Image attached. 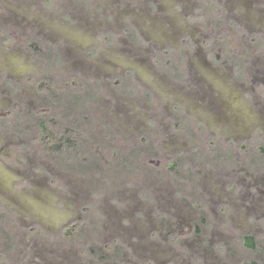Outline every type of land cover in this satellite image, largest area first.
<instances>
[{"label": "rangeland", "instance_id": "1", "mask_svg": "<svg viewBox=\"0 0 264 264\" xmlns=\"http://www.w3.org/2000/svg\"><path fill=\"white\" fill-rule=\"evenodd\" d=\"M156 16L176 17L170 40L151 42V30L141 28L138 19L149 24ZM5 32L12 73L36 61L42 69L36 82L53 77L69 88H60L61 97L47 89L21 117L11 103L0 105L8 114L0 132L13 143L0 157L2 187L28 191L15 203L0 197V264H243L259 258L264 237L257 251L242 243V235L255 232L244 230L241 209L249 202L245 174L251 172L241 155L209 149L207 137L223 142L222 126H231L229 119L212 120L213 102L249 104L246 95L259 80L264 0H0V36ZM252 35L263 44H252ZM39 40L54 56L41 52ZM74 73L83 79L73 88ZM202 103L211 109L198 108ZM49 116L57 118L50 128H69L71 137L85 141L79 150L87 160L72 151L59 158L45 147L39 121ZM233 177L236 192L226 187ZM210 179L226 195L209 190Z\"/></svg>", "mask_w": 264, "mask_h": 264}, {"label": "flooded vegetation", "instance_id": "2", "mask_svg": "<svg viewBox=\"0 0 264 264\" xmlns=\"http://www.w3.org/2000/svg\"><path fill=\"white\" fill-rule=\"evenodd\" d=\"M250 4V3H249ZM252 10L254 11L253 7ZM166 17V18H165ZM152 17L148 18L149 24H146L143 20H139V23L141 25V28H144L146 30H151L152 34L149 36V38L152 40L151 42L156 41H168L170 40L173 35L176 34V27L178 26V21L176 17ZM156 18V19H155ZM160 19V20H159ZM162 19H164L167 24H165ZM159 20V21H158ZM125 29H129V27H124ZM2 31V30H1ZM130 30L127 31L129 37H130ZM132 38V37H131ZM42 39V38H40ZM134 39V38H133ZM44 40V39H42ZM190 39L188 37H182V41L189 44ZM249 40L252 42V44H263V38H261L259 35L257 36H250ZM10 38H8V34L6 36H0V62L2 66H0V105H3L5 103H11V105H14V114L17 115V117H21V114L19 111L23 109V107H29L32 106V101H36L38 96H42L43 94L47 93V91H44V88H40L38 86L37 79L40 77L36 74L42 71L40 67L37 66L36 61L33 62L30 65V69H26L25 66H23V72L21 73H12L7 65H8V58L5 54V47L10 44ZM7 49V48H6ZM30 54V53H29ZM31 56V55H30ZM262 63L259 59L256 61L258 68L255 69L254 75H256L257 82L255 88L252 89L253 92H251V96L248 97L246 95L247 101H249V104L243 103L241 100H236L234 104L230 108H225L224 103L221 101H207L205 100V103L212 104V108L216 109L212 111L211 118L212 120L218 124L223 123V119H229L231 122L229 128L226 129V127L222 126L223 129V135L225 136V141L221 142L217 135L210 134L207 137V143L209 149H214L217 147L220 149H224L225 153L229 152L234 155L238 154L241 155L239 160H243L242 162L245 163V165L248 167L251 173L245 174V176H248L249 178V184H246L245 186L249 189V191L246 194L247 198V205H244L241 209H244V219L243 223L246 226L244 230H249L254 233H248L250 235H253L255 238V241H259V237H264V57L262 58ZM24 61L27 63L26 59ZM31 61V60H30ZM29 61V62H30ZM166 61V60H165ZM31 63V62H30ZM164 64V60L162 61ZM166 63V62H165ZM169 63V62H168ZM27 64V67H28ZM240 71H242V66H240ZM219 76L224 77V72L219 71ZM223 73V74H222ZM75 76H81V73H74ZM82 77V76H81ZM65 80V78L63 79ZM41 81V80H40ZM210 86V85H208ZM200 87V86H199ZM204 88V87H203ZM202 88V91L204 90ZM228 88V87H227ZM47 89V88H46ZM212 89L214 91L220 92L218 89H221L217 87H213V85L210 86L209 90ZM260 94L258 97L255 95L256 90ZM222 90V89H221ZM223 91V90H222ZM255 91V92H254ZM238 92V91H237ZM256 92V93H257ZM43 93V94H42ZM209 92L207 91V94ZM42 94V95H41ZM47 95V94H46ZM46 98V96H45ZM209 98V95H208ZM203 102V103H204ZM200 104L197 106L198 108H204L208 107ZM216 103V104H214ZM34 106V105H33ZM174 108L179 109L177 105H174ZM211 109V107H208ZM244 114V115H242ZM8 114H2L0 113V121H3L6 119ZM247 117V118H246ZM245 118L247 119L246 122ZM183 120V119H182ZM233 123V125H232ZM259 131V133L257 132ZM218 134V133H216ZM10 135H12L10 133ZM9 137V136H8ZM259 140V141H258ZM263 144V145H262ZM221 145V146H220ZM13 146V143L11 141H8L6 136L0 132V157L2 158L3 153H6L10 147ZM256 147H260L259 151L255 150ZM8 154V153H7ZM237 156V155H236ZM230 165V164H229ZM239 165V164H238ZM226 165V169L228 171L229 168ZM237 166V163L234 165H231V169L235 168ZM9 168L10 166L7 165ZM238 168V167H236ZM11 170V169H10ZM1 171H0V197H8L12 200L13 203L16 202L20 197L21 194H27L28 191H20V192H13V191H6L2 187V180H1ZM19 181H21L20 177H17ZM234 179V180H233ZM18 180H15V182H19ZM12 182V181H11ZM229 183L226 184L227 190L229 191H235L236 192V183L237 181L235 178H231L228 180ZM222 184L218 181L209 180V190H212L215 192V194L218 196V194L221 193V195L225 194V190L221 186ZM226 195V194H225ZM228 196V195H227ZM235 197H238L235 195ZM235 197H230L229 200H234ZM242 198V197H239ZM221 203V202H220ZM229 205V202H227ZM1 204V203H0ZM222 212L227 213L229 210L227 207L223 206ZM260 211V212H256ZM241 212V211H240ZM255 213V214H254ZM259 213V214H256ZM236 214H238L236 212ZM238 216V215H237ZM225 218V216H223ZM223 220V218H222ZM225 220V219H224ZM255 222L260 227L258 230L257 228H253L251 225V222ZM29 234L33 233V227L30 226L28 229ZM256 231L258 233H256ZM256 233V234H255ZM245 235V234H244ZM243 236V235H242ZM251 250V249H250ZM264 250V249H263Z\"/></svg>", "mask_w": 264, "mask_h": 264}, {"label": "trees", "instance_id": "3", "mask_svg": "<svg viewBox=\"0 0 264 264\" xmlns=\"http://www.w3.org/2000/svg\"><path fill=\"white\" fill-rule=\"evenodd\" d=\"M39 42L41 44L40 50H42L41 52H43L44 55H47L49 57L54 56V52L49 51L50 48H46V43L44 41L39 40ZM32 43L33 42H30V45ZM34 43L37 44L36 41H34ZM79 77H81V76H79ZM46 79L45 80H41L38 83V86L41 89L44 88V91L48 89L49 92H51V93L56 92L55 94H58V96L61 97L62 95H64L63 94L64 91L60 90V88H62L63 86H65V87L67 86V88H69L68 85H66L68 83L67 81L64 82L66 84L62 83L63 86H61V82L58 83L57 82L58 80L56 78L54 79L53 77H49L48 79L50 81H48V82L46 81ZM75 80L73 81L74 82L73 85H72L73 88L77 86L78 76H77V79H75ZM82 83H83V85H85V81H82ZM56 121H57L56 117L54 118V117H50V116L48 118H43L42 120L39 121V126L41 128V141L45 145V147H49L53 151L57 152L58 154L57 153L56 154L58 156L63 154V152H65V151H69V152L72 151L74 154L79 155L82 160H87L88 158H87V155L85 154L86 153L85 150H82V151L79 150V146L82 143H85V141H83L82 138H78L77 137L76 139H74L73 137H71L72 134H75V133H72V131H70L69 128H66V129L64 128L62 130H60L58 128H57L58 130H54L53 127L50 128V124L52 122L54 123ZM58 122H59V125H61L63 123L62 120L58 121ZM183 122H184V124L188 123V125L190 127L191 122H190V120L187 117L183 118ZM188 125H187V127H188ZM78 135L80 136V134H78ZM91 137H93V134L91 135ZM59 158H60V156H59ZM170 165L173 167L175 164L171 163ZM242 243L244 244V246H246L247 248H249L251 250H254V251L259 250L258 244L255 241V238H254L253 235H250V234L243 235L242 236ZM259 253L260 254H259V258L258 259H256V260H254V259L247 260L243 264H264V250H260Z\"/></svg>", "mask_w": 264, "mask_h": 264}]
</instances>
